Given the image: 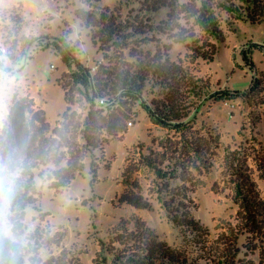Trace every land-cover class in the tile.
I'll return each mask as SVG.
<instances>
[{
    "label": "rangeland",
    "instance_id": "1",
    "mask_svg": "<svg viewBox=\"0 0 264 264\" xmlns=\"http://www.w3.org/2000/svg\"><path fill=\"white\" fill-rule=\"evenodd\" d=\"M159 1L164 0H0V42L7 47L6 53L0 52L4 64L0 70V126L8 114L15 88L21 95H31L50 123L66 108L63 89L56 80L61 78L60 83L72 86L69 68L51 48L42 49V45L28 42L42 34L65 37L73 44L76 56L109 83L127 64L134 70L140 61L150 62L158 52L161 54L163 47L168 48V63L180 71L176 85L183 84L186 78L196 80L203 88L200 96L223 86L246 90L254 74L259 80L256 91H246L249 101L242 97L205 101L182 132L152 123L138 103L121 107L125 130L95 151L99 165L95 180L89 173V158L85 159L82 173L59 189L50 188L36 174L34 203L23 214L9 207L0 214L1 231L21 245L25 264H93L100 250L99 240L108 242L120 220L134 229L136 218L142 219L189 263L209 264V252H226L225 246L218 245V236L236 223L237 205L232 200L229 169L224 161L228 148L248 156L253 178L264 197V180L259 177L254 160L258 150L264 152V103L256 102L264 96V21L249 24L215 7L225 35L224 41L217 43L191 15L200 0H173L177 4L171 17L167 6H160L155 12H139L146 3ZM76 9L98 11L101 18H111L115 28L133 24L142 31L134 33L127 28L119 34L117 45L99 47L90 40V28L75 16ZM127 19L131 23L124 24ZM163 28H168L167 35L158 31ZM126 32L129 35L124 39ZM189 35L205 53H211V44L215 43L212 58L198 56L190 46ZM249 48L256 72L249 69L240 55L241 50ZM72 88V109L85 113L84 98L76 86ZM160 90L155 87L154 95L147 98L156 97ZM179 90L186 93L188 104L199 100L200 96L189 94L184 86ZM257 114L261 118L253 124ZM140 151L156 162L162 160L159 167L172 178L158 176L152 167L139 161L129 178L138 187L123 185L124 166L137 164ZM16 175L6 170L0 160V178L6 188H11ZM165 182L169 189H164ZM123 190L140 193L152 208H135L118 201ZM159 197L183 202L192 216L207 227L208 235L187 233L184 237L169 219ZM246 236L239 235L234 250L230 249L228 254L257 262L264 238L253 241ZM255 243L257 248L252 251ZM110 259L108 255V263Z\"/></svg>",
    "mask_w": 264,
    "mask_h": 264
},
{
    "label": "trees",
    "instance_id": "2",
    "mask_svg": "<svg viewBox=\"0 0 264 264\" xmlns=\"http://www.w3.org/2000/svg\"><path fill=\"white\" fill-rule=\"evenodd\" d=\"M170 1L146 3L139 12L141 10L155 12L160 6H167L171 17L177 3ZM209 2L211 0H200L197 7L193 6L191 15L217 43L223 42L225 35L217 20L215 7L223 8L231 16L249 24L264 21V0H217L214 5H210ZM74 14L82 24L90 28L92 31L90 40L99 47L107 44L117 45L119 34L125 32L127 28L132 29L134 33L142 31L134 28L133 24L123 27L117 25L115 28L116 25L114 26L111 18H101L100 12L95 10L76 9ZM126 23L131 22L127 19L124 24ZM167 30L168 28L158 29L160 33L166 35L169 33ZM125 35L124 39L128 38L129 32ZM188 37L192 38L190 46L198 56L212 58L215 43L211 44V53H205L197 48L198 41L193 35ZM28 42H36V46H43L42 49L51 48L60 56L62 62L69 68L71 85L79 89L86 102L85 113L72 109L73 88L69 87V83H60L61 78L56 82L63 89L66 108L54 123L48 121L44 109L36 104L31 95H21L16 88L13 90L8 114L0 126V160L6 170L16 172L17 175L11 185L10 194H6L0 201V214L6 207L23 214L25 208L34 203L37 194L34 182L36 174L47 181L50 188L59 189L82 173L85 159L89 158V173L95 180L99 168L95 151L103 149L109 139L125 130L122 125L123 117L119 113L121 107L138 103L152 123L168 130L182 132L205 101L232 100L238 97L249 101L247 92L256 91L259 84L254 74L246 90H234L223 86L200 96L203 88L196 80L186 78V81H182L183 84L176 85L180 71L168 63V48L165 47L163 52L154 55L150 62L140 61L134 70L131 69V64H127L122 71L115 73L109 83L101 80L76 56L73 44L65 37L42 34L31 37ZM251 53L249 48L241 50L240 55L249 69L256 72ZM3 65L0 60V70L4 69ZM157 86L161 88V92H158L156 97L148 99L147 95H152L153 89ZM182 86L188 89L189 94L200 96L199 100L194 104L192 101L188 104L186 93L179 90ZM256 102L262 105L264 96ZM260 118L257 114L252 123L256 124ZM247 160L248 156L237 150L230 148L226 150L224 161L229 169L232 200L237 205L236 223L228 227V232L218 236L217 243L225 246L226 252L224 254L219 249L209 252V264H264L262 245L257 262L252 259L239 260L237 255L233 254L230 257L228 254L230 249L234 250L241 234H246L247 239L252 238L253 241L264 238V197L253 178ZM254 160L259 177L264 180V152L258 150ZM139 161L152 167L158 176L172 178L159 167L163 163L162 160L156 162L154 158L140 151V160L137 164L134 163L133 166L125 164L122 172L123 185L138 187V184L131 182L129 178L138 168ZM164 189H169L167 182L164 183ZM159 198L169 219L180 228L184 237L187 233L194 234L193 236L208 235L207 227L192 216L183 202L176 203L174 198L167 200ZM118 201L135 208H152L147 198L133 190H123ZM134 221L135 228L131 229L128 222L120 220L108 242L99 240L100 250L97 251L93 264H191L181 253L172 249L167 241L159 239L142 219L136 218ZM253 245L252 251L257 248L256 243ZM108 255H111L109 263ZM0 264H25L21 245L3 234L1 221Z\"/></svg>",
    "mask_w": 264,
    "mask_h": 264
},
{
    "label": "clouds",
    "instance_id": "3",
    "mask_svg": "<svg viewBox=\"0 0 264 264\" xmlns=\"http://www.w3.org/2000/svg\"><path fill=\"white\" fill-rule=\"evenodd\" d=\"M11 189L6 188L3 178H0V201H2L5 198L6 194H10Z\"/></svg>",
    "mask_w": 264,
    "mask_h": 264
},
{
    "label": "built area",
    "instance_id": "4",
    "mask_svg": "<svg viewBox=\"0 0 264 264\" xmlns=\"http://www.w3.org/2000/svg\"><path fill=\"white\" fill-rule=\"evenodd\" d=\"M0 52L1 53H6L7 52V47L2 43L0 42ZM103 100L101 99L100 102H102Z\"/></svg>",
    "mask_w": 264,
    "mask_h": 264
}]
</instances>
